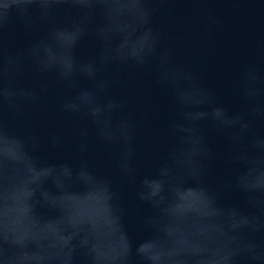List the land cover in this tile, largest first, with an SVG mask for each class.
<instances>
[{
	"label": "water",
	"instance_id": "obj_1",
	"mask_svg": "<svg viewBox=\"0 0 264 264\" xmlns=\"http://www.w3.org/2000/svg\"><path fill=\"white\" fill-rule=\"evenodd\" d=\"M0 264H264V0H0Z\"/></svg>",
	"mask_w": 264,
	"mask_h": 264
}]
</instances>
